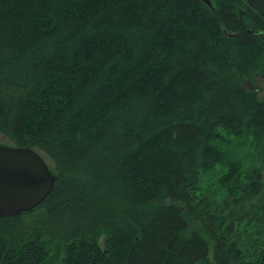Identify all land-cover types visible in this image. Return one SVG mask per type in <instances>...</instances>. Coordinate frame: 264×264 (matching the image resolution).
Here are the masks:
<instances>
[{
  "label": "trees",
  "instance_id": "trees-1",
  "mask_svg": "<svg viewBox=\"0 0 264 264\" xmlns=\"http://www.w3.org/2000/svg\"><path fill=\"white\" fill-rule=\"evenodd\" d=\"M0 0V135L57 175L0 264H264V0Z\"/></svg>",
  "mask_w": 264,
  "mask_h": 264
},
{
  "label": "water",
  "instance_id": "water-1",
  "mask_svg": "<svg viewBox=\"0 0 264 264\" xmlns=\"http://www.w3.org/2000/svg\"><path fill=\"white\" fill-rule=\"evenodd\" d=\"M212 7L211 0H202ZM57 178L41 153L30 146L0 143V216L39 205Z\"/></svg>",
  "mask_w": 264,
  "mask_h": 264
},
{
  "label": "rangeland",
  "instance_id": "rangeland-1",
  "mask_svg": "<svg viewBox=\"0 0 264 264\" xmlns=\"http://www.w3.org/2000/svg\"><path fill=\"white\" fill-rule=\"evenodd\" d=\"M254 82H255V86L259 88V95L263 97L264 96V76L262 75L257 76L254 79ZM4 142H6V139L0 135V143H4ZM46 159L50 163L49 159L48 158Z\"/></svg>",
  "mask_w": 264,
  "mask_h": 264
}]
</instances>
